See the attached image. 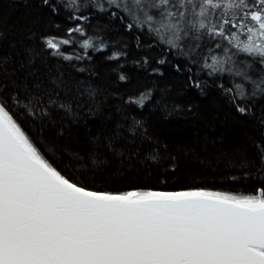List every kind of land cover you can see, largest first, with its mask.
Masks as SVG:
<instances>
[{
	"label": "snow or ice",
	"instance_id": "1",
	"mask_svg": "<svg viewBox=\"0 0 264 264\" xmlns=\"http://www.w3.org/2000/svg\"><path fill=\"white\" fill-rule=\"evenodd\" d=\"M41 4L54 13L59 7L79 10L75 0ZM107 4L94 6L100 11L115 8L112 16L122 13L129 30L146 31L189 63H198L203 47L214 44L208 51L223 54L211 55V63L203 57L202 68L210 69V76L230 77L233 87L225 92L234 93V104L243 102L236 104L242 115L251 111L249 100L264 99V0ZM73 31L81 28L69 29ZM45 43L55 55L69 40L49 37ZM82 47L92 44L85 40ZM166 62L157 60L159 65ZM0 76H7L5 59H0ZM52 83L56 90L37 82L21 93L18 83L0 79V264H264V187L247 196L203 189L110 193L90 190L66 176L26 133L8 103L10 99L13 108L39 120L54 109L72 114V103L60 98L63 81ZM9 87L13 94L6 99L3 93ZM144 100L142 94L133 103L143 107ZM138 133L148 136L134 122L131 135ZM114 143L110 138L108 146ZM255 147L264 171V145ZM146 159L155 162L157 157L150 150Z\"/></svg>",
	"mask_w": 264,
	"mask_h": 264
},
{
	"label": "trees",
	"instance_id": "2",
	"mask_svg": "<svg viewBox=\"0 0 264 264\" xmlns=\"http://www.w3.org/2000/svg\"><path fill=\"white\" fill-rule=\"evenodd\" d=\"M84 1L75 0L79 10L59 7L54 13L41 0H0V59L7 68L0 79L18 83L21 93L37 82L56 90L52 82L62 80L60 98L73 105L72 114L54 109L39 120L13 108L9 99L15 118L45 156L93 191L203 189L247 196L264 187L255 147L264 145V99L249 100L251 111L242 115L236 104L243 102L234 104V93L225 92L233 87L230 77L210 76L202 68L207 48L198 63H189L146 31L129 30L122 13L112 16L115 8L100 11ZM77 27L81 32H69ZM49 37L69 43L54 55L46 47ZM85 40L92 47H82ZM159 59L167 62L159 65ZM12 94L11 87L3 93L6 99ZM142 94L143 107L133 103ZM134 122L147 129V138L131 135ZM150 150L155 162L146 159Z\"/></svg>",
	"mask_w": 264,
	"mask_h": 264
},
{
	"label": "rangeland",
	"instance_id": "3",
	"mask_svg": "<svg viewBox=\"0 0 264 264\" xmlns=\"http://www.w3.org/2000/svg\"><path fill=\"white\" fill-rule=\"evenodd\" d=\"M100 3H103L104 4V7H106V6H108V4H107V0H86V3H85V1L82 3V5L83 6H85V7H87V6H89L90 4H95V5H98V4H100ZM226 43V42H225ZM214 47V44H210V45H206L205 47H203V48H207V56H208V62L209 63H211V55H213V54H215V55H222L223 53L221 52V50L220 49H216L215 50V52L214 53H210L209 51H208V49L209 48H213ZM201 52H202V54L204 55L205 54V52H204V50L202 49L201 50ZM206 55V54H205ZM210 70V69H209ZM211 71V70H210ZM237 80H238V78H237Z\"/></svg>",
	"mask_w": 264,
	"mask_h": 264
}]
</instances>
